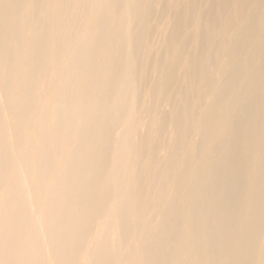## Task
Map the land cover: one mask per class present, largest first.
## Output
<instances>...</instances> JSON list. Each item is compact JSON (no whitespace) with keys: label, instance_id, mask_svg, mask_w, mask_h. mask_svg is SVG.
<instances>
[{"label":"bare ground","instance_id":"6f19581e","mask_svg":"<svg viewBox=\"0 0 264 264\" xmlns=\"http://www.w3.org/2000/svg\"><path fill=\"white\" fill-rule=\"evenodd\" d=\"M0 264H264V0H0Z\"/></svg>","mask_w":264,"mask_h":264}]
</instances>
